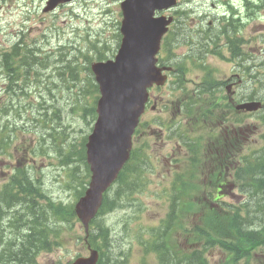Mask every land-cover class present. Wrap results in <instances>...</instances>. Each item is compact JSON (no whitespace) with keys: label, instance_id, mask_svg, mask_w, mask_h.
<instances>
[{"label":"rangeland","instance_id":"374dc122","mask_svg":"<svg viewBox=\"0 0 264 264\" xmlns=\"http://www.w3.org/2000/svg\"><path fill=\"white\" fill-rule=\"evenodd\" d=\"M45 2L0 0V50L9 53L20 43L35 50L17 52L12 65L17 74L11 77L13 80L19 77L18 86L14 88L15 95L8 90L11 86L10 77L0 59V121L8 123L11 120L14 130L19 134L10 158L0 157V185L2 187L8 182L14 167L26 171L46 196L35 200L36 205L32 206L35 212L36 209L46 211L50 203H74L77 197L76 187L87 173L80 152L84 149V141L86 143L92 133L97 118L96 102L100 97L99 90L88 81L93 77L88 69L93 61L112 58L116 54L121 41L122 21L119 0L77 1L53 13H43ZM258 2L260 0H179V5L170 11L175 23L172 36L169 35L165 43L167 58L171 62L179 63L183 58L182 61H189L185 91L192 90L202 82L206 71L219 75L218 80L231 72L240 73L245 77L240 89L243 94H248L245 95L246 99L254 98L264 103V4H256ZM224 15L227 18L236 15L237 28L232 26L230 32L236 31L238 36L245 39L242 45L247 54L244 57L245 66H241V61L232 60L229 53L221 57L208 52L204 61L206 65L196 67L192 63L195 61L185 59V55L205 43L206 35L209 36L211 32L226 31L222 28V24H225L222 20ZM176 80L156 93L163 94L158 100L157 110L147 113L143 120L144 126L135 138V146L140 149L136 152L138 159L145 153L148 158L150 155L155 165V169H148V162L141 164L144 171L140 192L145 191L119 206L110 202L111 208L100 216L97 225H93L94 235L99 234L98 225L108 227L111 232V239L106 246L98 241L104 257L108 253L116 258L127 259L128 264H159L157 254L144 252V245L151 241L154 231H137L154 228L155 223L167 215L169 200L161 193L169 186L164 176L170 172V155L185 161L184 155L189 152L179 149L177 142L186 127L193 138L188 141L193 148L196 139V121L186 124L189 120L184 115L179 116L182 108L179 99L183 90L178 87ZM223 93L226 94L225 88ZM8 105H13V109L8 115H3L2 111ZM263 114L259 112L233 119L242 120L241 124L248 125L246 133L250 138V154L263 144ZM13 137L10 135V138ZM23 138H28L30 144H24ZM33 138L37 146L30 155ZM42 143L46 144L48 151L56 146L55 153L51 152L54 158L45 159L38 155ZM61 147L64 149L63 157L59 153ZM70 153L76 154L64 162L63 158L69 157ZM32 157L36 161H32ZM26 158L28 160L25 163ZM72 175L77 177L73 178ZM237 194H240L238 190L233 198L224 197L221 201L242 207L244 204H241V200L246 193L241 198H237ZM251 202V220L255 226L264 225V199L255 197ZM7 219L5 217L4 221ZM72 228L74 232L68 231L65 243L53 246L52 250L37 256L38 264H68L78 256L88 255L80 238V224H72ZM213 253L208 258L209 264H220L223 255L218 250ZM263 254L262 246L249 264H260L264 260L261 258ZM239 264L247 263L242 260Z\"/></svg>","mask_w":264,"mask_h":264},{"label":"water","instance_id":"95a60500","mask_svg":"<svg viewBox=\"0 0 264 264\" xmlns=\"http://www.w3.org/2000/svg\"><path fill=\"white\" fill-rule=\"evenodd\" d=\"M61 1L65 0H53L51 6ZM175 2L124 1L121 5L124 40L117 63L94 66L102 93L97 129L88 144L94 176L87 196L77 205V213L86 227L87 220L94 216L100 206L103 191L127 158L131 134L147 100L146 90L154 80L151 76L154 56L169 24L164 17L155 19V11L168 9ZM258 106L253 103L246 105V108L255 110ZM86 262L95 264V257Z\"/></svg>","mask_w":264,"mask_h":264},{"label":"trees","instance_id":"16d2710c","mask_svg":"<svg viewBox=\"0 0 264 264\" xmlns=\"http://www.w3.org/2000/svg\"><path fill=\"white\" fill-rule=\"evenodd\" d=\"M175 194L173 196V200L170 203V211L175 212H181L184 211L183 207L185 206V210H190L191 212H195L197 210L198 205L195 203H185L182 200L185 198H187L188 194L186 195L185 192L182 191V189H180V187L174 188ZM61 213H65L63 209H60ZM66 214V213H65ZM69 215V220L74 219V213L71 212ZM236 215V216H235ZM67 216L64 215L63 218H66ZM234 218V219H233ZM229 223L231 222V226L232 228L235 227V232L237 234L238 237V241L237 244L235 245V247H240V246H247L249 245V247H255L258 244H261V239L259 238L260 234L259 232H255V231H249V228L247 227V231H243L241 229V225L240 224V214H239V210H237V212H235L233 215L228 216L227 218H225ZM264 222V219L262 220ZM252 225L249 224V227H251ZM174 229V225L172 224H167L163 229H161V236L164 239L167 237L168 233L171 232ZM223 231V226L222 229L220 231H218L217 233L220 234ZM209 237L211 235H208ZM161 242V246H158L156 248H158L159 251H162L163 254H166L168 251H170L167 247V241ZM258 243V244H257ZM26 253V252H25ZM27 255V253H26ZM2 264V262L0 263ZM105 264V263H104ZM186 264H193L192 260H188ZM198 264H200V262H198ZM202 264H206V261H202Z\"/></svg>","mask_w":264,"mask_h":264},{"label":"bare ground","instance_id":"6f19581e","mask_svg":"<svg viewBox=\"0 0 264 264\" xmlns=\"http://www.w3.org/2000/svg\"><path fill=\"white\" fill-rule=\"evenodd\" d=\"M53 13V11H50V10H48V9H44L43 10V13ZM16 90V89H15ZM2 264H6V262H2Z\"/></svg>","mask_w":264,"mask_h":264}]
</instances>
